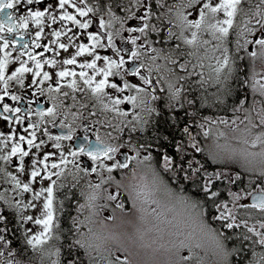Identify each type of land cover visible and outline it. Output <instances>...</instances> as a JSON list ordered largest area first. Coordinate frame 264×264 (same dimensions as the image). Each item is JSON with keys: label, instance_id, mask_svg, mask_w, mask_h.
I'll list each match as a JSON object with an SVG mask.
<instances>
[{"label": "snow or ice", "instance_id": "6c2138e0", "mask_svg": "<svg viewBox=\"0 0 264 264\" xmlns=\"http://www.w3.org/2000/svg\"><path fill=\"white\" fill-rule=\"evenodd\" d=\"M41 2L42 0H0V33L14 34L18 28L27 29L29 19L37 26L43 25L44 17L54 7V3H48L43 11L29 7L26 16L17 17L13 11L6 12L22 4L32 6ZM58 6L63 10L59 16L60 21H70L84 30L93 25L95 17L82 22L77 19V15L88 17L90 13L100 14L97 29L87 32V43H73L78 36L73 33L72 28L65 26L64 31H52L51 35L55 39L50 43L57 45L55 57L60 56L59 50L69 52V48L74 47L75 52L70 58L62 61L55 58L41 60L31 51L22 52L21 56L27 55L28 60L33 61L35 71L33 67L27 66L28 61H20V56H17L20 66L11 71L10 75H5V72L9 67L8 57L11 53L5 52L4 58L0 59V83L3 85L0 120L9 125L7 134L0 131V180L12 184V191L19 196L32 194L27 203L23 200L13 203L2 192L0 200L19 212L22 209H36L35 201L43 198L39 216L19 217L24 224L32 222L41 227L38 233L27 236L26 243L41 253L42 264L44 256L53 255L57 258L51 264H207L206 258L209 256L215 258L214 264H229V257L232 256L239 257L246 264H264V251H256V246L264 249V231L249 226L248 219L245 218L253 210L264 214V83L253 80L251 89L254 95L251 102L245 106L248 102L247 95L238 99L231 109V117L213 118L200 114L201 108L211 106L210 99L212 104H223V97L231 95V88L227 84L232 75L231 65L234 63L230 56V44H235L237 53L241 50L248 53L253 62V71L255 61L259 60L264 65V0H100L94 7L89 6L87 0H79L78 3L77 0H58ZM68 7L74 9L76 14L70 13ZM117 10L122 15H118ZM48 18L53 24L57 21L56 16L49 14ZM154 20L158 23H154ZM129 21L135 23L129 24ZM126 24L129 26L125 27ZM174 28L178 31H174ZM42 32L43 27L36 32V39L32 42L35 48L41 47L38 41ZM185 32H190V38ZM124 33L128 35L125 36ZM152 33L159 35L158 41L148 38ZM205 33L211 39H201ZM61 36H65L68 43L60 42ZM0 39L4 40L0 51L7 49L9 41L3 36ZM117 39L121 42L120 46H117ZM176 40L195 50L185 53L180 44L173 48L172 42ZM153 44H159L160 47H154ZM23 47L27 49L28 44ZM200 48H204L203 56L198 55ZM98 49H110L116 59L112 55L99 54ZM52 51L51 47L45 45L39 55L43 57L44 53ZM217 52L220 56H215ZM209 53H212L211 57ZM185 56L196 57L198 61L214 58L215 66L209 65L214 75L210 73L205 77L203 73L189 71L191 60L184 59L181 62V58ZM77 57L90 58L78 64L81 69L79 73L69 68H62L51 74L43 71L45 65L53 69L57 64L77 65ZM160 60L164 63H158ZM97 62H102V66L98 67ZM170 65L184 74L178 75ZM203 66V63L199 64V67ZM191 67L195 69L197 65L191 64ZM84 69H91L92 75ZM26 73L32 74L28 87L35 85L41 96H48L52 106L46 110H36L39 119L28 123L22 129L23 134H20L10 126L13 122L17 125L24 124L25 116L19 115L22 109L10 107L4 100L5 97L13 101L22 99L19 95H10L8 89L11 81L24 89ZM194 75L200 76L195 82L198 87H193L190 79ZM77 76L83 82V87L76 79H72L67 84L71 93L62 91L63 86L59 81ZM37 77H40L39 81ZM47 81L52 83L47 88L42 87ZM179 81H184V84L178 87ZM241 83L247 85L248 81ZM52 84L57 86L53 87ZM206 85L217 87L211 97L207 94ZM106 89L114 93L131 94L114 98ZM76 92L85 93L86 96L90 93L89 98L95 102L93 107L99 112L91 111L85 116L80 110L86 109L88 105L77 99ZM165 92L166 98L160 95ZM255 94L260 99H256ZM68 100L71 103H66ZM160 100L174 113L183 110V127L180 129L183 135L180 139H176L174 135L169 139V136L160 133V120L157 117L161 115V111L155 103ZM120 105H131V120L127 119L129 112ZM73 108L77 111L73 112ZM32 112L31 108L27 109L29 117ZM107 112H114L122 119L115 124L108 119L91 120L84 125V131H89L97 124L111 128L118 135L113 136L112 132L105 135L110 140H120V143H107L97 131L94 144L85 135L78 149L68 150L65 154L61 141L73 139L76 127L81 126L78 121H88L89 116L95 117ZM60 117L62 119L57 124ZM172 120L171 124H167V121L165 123L169 128H176L180 118L173 117ZM42 125L67 129L66 134L53 136L48 127L43 128V136L48 141H53L50 147L59 150L58 161L53 160L56 152L45 150L47 141L37 136ZM125 129L128 130V141L121 140ZM132 133H140L141 141L132 144ZM145 133L148 134L147 138L143 136ZM197 137L210 142L202 148ZM10 143V151H5ZM23 144L27 145V150L22 147ZM125 147H129L135 155L129 156L126 152H121ZM169 147L172 148V153L167 151ZM142 152L145 154L142 155ZM117 153L123 158L116 159ZM197 153L206 156L204 162L195 158ZM82 156L91 160L94 166L82 167L79 162ZM209 160L226 169L239 166L244 173L258 178L260 182L245 193L251 197V204H237L242 196L235 192L231 193L233 207L230 208L228 203L216 202L219 193L212 191L213 180L223 178L229 183H235L241 180V175L239 172L230 175L226 171L209 173L205 167ZM104 161L113 163L108 165ZM131 162H135V166L129 168ZM6 166L14 167L15 174ZM123 169H128L129 173L117 180L112 173ZM103 172L108 175L105 177ZM92 173L99 175V183L87 181V189L90 191L85 192L81 181H86ZM21 174L27 182L21 180ZM144 175H151L150 184L142 182ZM38 180L47 181V186H40L36 190ZM252 183L254 182H249L250 187ZM104 184H114L116 187V194L107 196V200L117 201L113 213L116 209L124 212L125 203L119 200V196L122 195L121 189L128 193L142 222L140 225H133V231H112L104 222L116 219L115 215L103 217L99 221V227H95L97 221L93 218L100 215L101 207H106L94 203L97 190ZM173 184L176 186L173 187ZM186 185L202 192L203 197L189 195ZM77 187L81 188L80 195L86 197L85 203L78 204L77 212L82 213L88 209L89 215L83 220L78 216L71 218L68 234L63 236L66 247L61 244L60 247L53 246L54 251H46L43 245L51 240H61L57 230L63 232L54 209V192L67 189L75 197L74 189ZM65 198H68L67 194ZM209 203L211 207H208ZM177 206L179 211L176 210ZM63 207V201H60L61 211ZM240 209L244 211L239 212ZM6 220L4 212L0 211V224ZM120 221L122 224L131 222L126 216H122ZM258 223L259 229L264 230V220ZM82 226L87 228L86 232L81 231ZM241 226L247 231L236 236L240 248L230 249L227 242L236 235L234 230ZM5 231L6 227H0V264H20L15 260L16 253L9 248L10 241L2 234ZM27 231L34 230L29 228ZM249 248L251 259L247 255ZM61 249L65 252L63 261L60 258ZM185 250L187 255H182Z\"/></svg>", "mask_w": 264, "mask_h": 264}, {"label": "flooded vegetation", "instance_id": "af4514ba", "mask_svg": "<svg viewBox=\"0 0 264 264\" xmlns=\"http://www.w3.org/2000/svg\"><path fill=\"white\" fill-rule=\"evenodd\" d=\"M78 2H79V0H77V3ZM99 2H100V0H87L88 5L93 6V7L96 6ZM48 3H54V7L49 10V13H46V15L44 17L43 25L37 26L31 19H29L27 29H19L18 28L16 30V33H14V34H8L7 32L0 33V36H3L5 39H7L9 41L8 48L0 51V59L4 58L5 52L11 53V56L8 57L10 63H9L8 70H6V72H5V75H10L11 71L15 70V68H18L20 66V61H28L27 66L33 67V71H35L33 61L28 60L27 55L21 56L20 54L22 52L27 53L28 51H31L33 53V55H36L37 58L41 59V60L55 58L59 61H62L63 59L70 58V55L74 54V52H75L74 47H70L69 52H64L63 50H59L60 56L55 57V51L58 50L57 45H53L50 43L51 40L55 39L51 35L53 30L64 31L65 26L68 28H72L73 33H76L78 36V39L75 40L73 43H87L88 42L87 41V32L95 31L97 29L98 20L100 18L99 13H90L88 17H80L77 15V19L81 20L82 22L84 20L93 19V17H95L93 25L87 30L79 29L78 26L74 25L70 21H60L59 16H60V14H62L63 10H61L59 8L58 0H42L41 4L32 5V6L22 4V5L17 6L16 9L6 10V12L7 11H13L14 15H16L17 17L20 15L26 16L27 15V9L29 7H31L33 10L43 11L47 7ZM67 10L74 15L76 14L75 10L70 8V7H68ZM49 14L57 17V21L55 24H53L52 21L48 18ZM117 14L122 15V13H120L118 10H117ZM104 18L107 19V16H105ZM153 22L158 23L155 20ZM134 23H135L134 21H129V24H134ZM49 25H51V27H49ZM128 26H129L128 24L125 25V27H128ZM40 27H43V32L41 33V37L38 41L40 43L41 47L35 48V46L32 42L36 39V32L40 30ZM116 27H118V25H116ZM169 27H172V25H169ZM173 30L178 31L175 28ZM73 33H69V35H72ZM124 35L127 36L128 34L124 33ZM164 35H166V30L164 32ZM148 38L151 40H157L158 41L160 37L157 33H152ZM201 39H208V38L204 34V37L202 38V36H201ZM13 41L15 43H13ZM60 42L68 43L67 38L65 36L60 37ZM105 42H106V40H105ZM139 42L140 41H138V43ZM3 43H4V40L0 39V47H2ZM116 43H117V46H120L121 42H120V40L117 39ZM213 43H215V41H213ZM24 44H28L27 49H25L23 47ZM176 44H181V42L179 40L173 41L172 47L175 48ZM45 45L51 47L53 49V51L44 53L43 57H41L39 54L43 52ZM153 46L154 47H160L159 44H153ZM180 47H181V50L184 51L185 53L195 50L194 48L187 46V45H185V46L180 45ZM202 50H204V48H200L199 52ZM250 50H255V49H250ZM98 52L101 55H112L113 58L116 59V57L112 54L110 49H98ZM199 52H198V54H199ZM17 56H20V61L16 60ZM85 59L90 60V58H87V57H77V65L57 64L55 69L50 68L49 66L45 65L43 71H48L51 74L55 71L61 70L62 68H69V69L74 70L77 73H79L81 71V69L78 67V64L83 63L85 61ZM184 59L191 60V64L197 65V67L195 69H192L191 64H190L189 71H195L196 73H203V75L206 77V65H205V69H204V66L199 67V64L202 62L198 61L196 59V57L185 56V57L181 58V62ZM160 61L162 63H164L163 60H160ZM97 63H98V67L102 66V62H97ZM158 63H160V62L158 61ZM249 66H250V64H248V69L247 70L245 69V75H246L247 71L249 70ZM170 67H173L178 75L184 74V73L180 72L179 69H175V66L170 65ZM252 70H253V64H252ZM84 71H87L89 73V75H92L91 69H84ZM256 71H263V72H257L256 73ZM253 72H254L253 80H260L262 83H264V65H262L259 60L255 61V66H254ZM31 78H32L31 73H26L24 75V80H25V88L24 89H21L19 87V85L16 84L15 81H11L9 84V89H8L9 94L10 95L15 94V95L21 96L22 99L20 101H13L9 97H5V100H4V103H8L10 105V107H19L22 109V112L19 115L25 116L24 124L23 125H17V124H15V122H13L10 126L12 128H16L17 131L20 132V134H23L22 129H23V127H26L28 123L36 122L39 119V117L36 115V110H38V109L46 110V108L52 106L51 101L48 99V96L47 95L41 96L39 94V92H37L35 85L28 87V85L30 84ZM100 78L101 77H97V79H100ZM36 79L39 81L40 77H37ZM72 79H76L77 82L80 84V86L83 87V82L79 80L78 76L75 78L66 77L63 80L59 81V83L63 86L62 91H68L71 93V89H69L67 87V84ZM112 79H119V78H110V80H112ZM190 79L193 82V87H198L195 82L200 79V76L194 75ZM253 80L251 81V83L253 82ZM50 83H52V82L47 81V82H45L44 85H42V87L47 88L48 84H50ZM182 84H184V81H179L177 86L179 87ZM52 86L56 87L57 85L52 84ZM205 87L207 88V94L210 97H211L210 94L215 93L217 91V87H215V86L206 85ZM247 89H246V94H243V96H241V98H239V99H242L245 95H247L248 96V102L246 104L248 106V104L251 102V99H252L254 93L252 92L250 85ZM106 91H109V93L112 94L114 96V98H115V96L130 95V93H128V92L120 94V93H114L110 89H106ZM199 91L203 92V89H200ZM33 93H35V95H33ZM2 94H3V85H2V83H0V95H2ZM75 95H76L77 99L81 101V103H87V105H88V107L86 109L80 110L84 113L85 116H88V113L91 111L99 112V110L97 108L93 107V104L95 102L89 98L90 93H89V96H86L85 93H82V92H76ZM160 95H162L163 97L166 98L167 93L165 92V93H162ZM190 95L191 94L189 93V96ZM255 98L260 99L258 94H255ZM29 101H31V103H29ZM66 103H71V101L68 100ZM155 103H156L157 108L161 111V114H162V112H168L171 115L173 114V112L167 108V105L164 103L163 100L156 101ZM209 104H211L210 107L206 106V107L200 109L201 115L209 116V117H213V118L218 117V116H224V103L223 104H212V101H209ZM234 106H235V103H234ZM120 107L123 110L129 112V116L127 117V119L131 120L132 119V112H133L131 105H126V106L120 105ZM29 108H31L33 110L32 115L30 117L27 114V109H29ZM0 109H2V104H0ZM72 111L75 112V111H77V109L73 108ZM136 111H139V110L137 109ZM189 111H191V109H189ZM178 113L184 114L183 110L179 111ZM45 119H47V118H45ZM60 119H62V117L58 118L57 124H59ZM97 119H108V120H111L113 124H115V123H118L119 120L122 118L118 117L117 114L114 112H107V113H104L102 115L98 114L95 117L89 116L88 121H83V120L78 121V123L81 126L76 127L75 136L73 137V139L61 141V143L65 149V154H67L68 150L78 149L79 146L81 145V143L83 142L82 138L85 135L88 136L89 142L94 144L95 140H96L97 131H98L99 135L102 137V139H104L107 143H113V144H119L120 143V140H110L105 135V133H107V132H112L113 136L118 135V133L113 132V130L111 128H106L104 126L97 124V125H94L89 131H87V132L84 131V125H87L89 123V121H91V120H97ZM44 127H48L50 133L53 136L66 134L67 129L62 130L59 127H52L51 125H42L41 130L39 132H37L38 138H42L45 141H47V146H46L45 150L56 152L57 155H56V157L53 158V160L58 161L59 150L52 149L50 147V145L53 143V141H48L47 137L43 136V128ZM182 127H183V124H182L181 128ZM193 128H195V125H193ZM0 131L5 132L6 134L9 131V125L6 122H3L2 120H0ZM193 134L195 135V131L193 132ZM131 135H132V139H131L132 144H135V143H138L141 141V134L140 133H132ZM182 135H183V133L181 132V134L176 136L175 138L180 139V137ZM143 136H144V138H147L148 134L145 133V134H143ZM197 139L200 140V146L202 148L206 146L207 141L204 140L203 137H197ZM121 140H123V141L129 140V134H128L127 129H125L123 135L121 136ZM13 142H15V141H13ZM85 143H87V142H85ZM22 147H24L25 150H27L26 144H23ZM10 148H11V143L9 144L8 149H5V151H10ZM130 150L131 149L129 147H125V148L121 149V152H126L127 155L134 156L135 153L130 151ZM167 151L169 153H172L173 150L171 147H169L167 149ZM0 154H2V153H0ZM143 154H145V153L142 152V155ZM115 158L116 159H122L123 157L120 155V153H117ZM195 158L198 160H201V162H204V160L206 159V156L204 154L197 153V154H195ZM13 159L18 160V158H13ZM69 159H71V157H69ZM26 160H27V158H26ZM79 162H80L82 167L94 166L93 162L91 160H89L86 156H82L80 158ZM104 163L110 165L111 163H113V161H104ZM134 166H135V162H131L129 164V168H132ZM6 167H8L9 171H12L15 174V168L14 167H12V166H6ZM69 167L71 168L72 166L69 165ZM205 167L209 173H215L213 168H209L208 163L205 165ZM100 171H103V170H100ZM219 171H221V170H219ZM216 172H218V170H216ZM128 173H129L128 169L114 170L112 175L117 180H119L122 178L123 175L128 174ZM103 174L105 177L108 175L107 172H103ZM20 178L23 182H27L24 179L23 174H21ZM54 179H55V177H54ZM87 181H91L94 184L99 183V175L97 173H92L89 177H87L86 181L85 180L81 181V185L84 186L85 192L90 191V189H87ZM217 181H219V180H213V182H217ZM201 182H203V181H201ZM47 184H48L47 181L39 182V180H38V183L35 185V188H36V190H39L40 186L46 187ZM12 188H13L12 184L6 183V182H3L2 180H0V192L4 193V195L6 197H8L9 199H11L13 201V203H15L16 200H23L24 203H26V200L28 198H29V200L31 199V196H32L31 193H25V194H23V196H19L15 192L12 191ZM76 189H74V191L76 193L75 197H73L71 193H68L67 189H61L59 191L54 192V209H56L57 218H58V221L60 223V228L63 226L66 228H69L71 226V218L72 217L78 216L79 219L83 220L86 216L89 215L88 209L87 210L85 209L82 213L77 212L78 204L85 203L86 197L80 195V191H81L80 187H78ZM121 192H122V195L119 196V200L123 201L125 203L124 212L122 213L119 209H116L115 213H113V209L115 208V204L117 203V201H109V200H107V196L109 194H116L115 185L114 184H104L101 186V188L99 190H97L96 196L98 198V206L100 205V202H103L106 206L102 211H100V215L98 217L93 218L94 220L97 221V224H99V221L102 220L103 217L115 215L116 219L107 220L104 223L107 226H111V227L114 226L115 228H118V229H123L126 226V224L121 223L120 218L122 216L127 217L128 202L126 201V194H125L126 192L123 189H121ZM65 194H67L68 198H65ZM101 197H102V200H101ZM60 201H63V204H64L62 211L60 210ZM35 203L37 204L36 209L32 208L30 210L28 208V209H22V211L18 212L16 208H10V207H8V205L5 203L4 200H0V211H3L5 216L7 217V220L5 221V223L0 224V227H6L7 228V231H5L2 234L5 236L6 240L10 241L9 248L16 253L15 260L19 261L20 264H42L41 253L38 250H33L31 248V246L27 245V243H26L27 236H30L28 234L27 230L29 228H31L30 227L31 223L29 222L27 224H24L19 218L20 215L29 216L31 214L32 210L38 211L42 207V204H43L42 198H41V200L36 201ZM94 203H95V201H94ZM96 225H95V227H96ZM81 231L86 232L87 228L82 226ZM57 234L61 235V232L59 230H57ZM64 235H67V234H64ZM71 238L72 237L70 236L69 239H71ZM47 244H55V246L60 247L61 244L66 245V242L63 240V236L61 235V240H59V241L51 240ZM5 255H7V250H5ZM60 258L63 261L64 257L62 255ZM43 264H47L46 256L43 257Z\"/></svg>", "mask_w": 264, "mask_h": 264}, {"label": "rangeland", "instance_id": "374dc122", "mask_svg": "<svg viewBox=\"0 0 264 264\" xmlns=\"http://www.w3.org/2000/svg\"><path fill=\"white\" fill-rule=\"evenodd\" d=\"M220 17L222 18V14H220ZM185 35L190 38V32H185ZM205 36L208 39H211L210 36H208L206 33H205ZM203 37H204V34L202 35V38ZM180 42H181L180 45L185 46L182 41H180ZM208 47H210V45ZM244 52H246V51H244ZM198 55L199 56H203L204 55V50L200 51ZM209 56L211 57L212 56V53H209ZM215 56H220V53L219 52L215 53ZM233 56L236 57V60L239 61L238 63H240L241 66L243 67V70H244V76L243 77L244 78L241 76L242 79H243V80H241V82L242 81H245V80L248 81L247 85H244L245 86V89H247L249 87V85H250V87L252 85L251 81L253 80V75H254V72L252 70V64H253V62L249 59L248 53L246 54L245 57L243 55H238L237 53H234ZM240 58H241V60H240ZM159 62L162 63L161 61H159ZM201 62L204 65V69H205V65H206V77H207L210 73H212V68L209 67V65L215 66V59L214 58H212V59H203ZM248 64H250L249 70L247 71V73L245 75V68H244V66L246 67V70H247L248 69ZM235 65H236V63H235V60H234V63L231 65V67H232V74H233V72H235V69H236V66ZM257 72H263V71H256V73ZM212 74L214 75V73H212ZM229 79H231V77ZM229 110L231 111V109H229ZM229 116L231 117V114H229ZM231 167L232 168H234V167L238 168L239 166H231ZM231 167H229L227 169L224 168V167H222V171H226L228 169L230 170ZM233 172H235V171H233ZM229 174H232V173H229ZM151 180H152L151 175H144L142 182L145 183V184H150L151 183ZM218 186H219V184H218ZM253 188L246 189L244 191H237V192H235V193H240L241 196H242V199L240 201H238L237 204L248 203L247 202V197L248 196H246L245 193L247 191L252 190ZM227 192H228L227 194L229 195V196H226V198H225L227 200L222 199L223 201H220L219 203H228L229 207L231 208V207H233V204H232V196H231V193H233V191L228 190ZM125 194H126V201L129 202V207H130V209H128L129 214H128V217L127 218L131 222L130 223H127L126 226L123 229H118V228H115L114 226L113 227L108 226L112 231L117 232V233L123 232V231L131 232V231H133V225H140L142 223L141 220H140V213L137 212L133 208L132 200L128 197V193L126 192ZM102 197H101V200H102ZM28 200H29V198L26 200V203L28 202ZM42 200H43V198H42ZM95 204L98 206V198L95 200ZM99 206H105V204L103 202H100V205ZM152 207H155V205H152ZM104 208L105 207H101L100 208V211H102ZM29 209L31 210L32 208H29ZM176 210L179 211V206H177V209ZM243 211H244V209H240L239 210V212H243ZM239 212H238V214H239ZM30 215L33 216V217L39 216L40 215V209L38 211L32 210V212H31ZM169 218H170V216H169ZM245 218L248 219L249 226H251L250 224H254V226L257 228V230H259V223H258V221L264 220V214H261V213H257V212L252 211L250 213V215L249 216H246ZM149 219H151V218H149ZM30 223H31V226L30 227L34 231L33 232H28L29 235H34V234L38 233L39 231H41V227L40 226H37V225H35L32 222H30ZM96 227H99V224H97ZM260 230L261 231H264L262 229H260ZM246 231L247 230L243 226H241V228L237 229V231L235 232L236 235H234V236H237L238 234L243 233V232H246ZM249 235L251 236L252 234L249 233ZM53 246H55V244H46V245H43V248L46 251H54L55 250V247H59V246H55V247H53ZM256 251L257 252H261V251H264V250H262L261 248L257 247L256 248ZM182 255H187V251L185 250L184 252H182ZM201 255H203V253H201ZM56 258L57 257L54 256V255L53 256H50V257L49 256H46L47 264H51V261L52 260H55ZM206 259L207 260H209V259L215 260V258H213L211 256L207 257Z\"/></svg>", "mask_w": 264, "mask_h": 264}, {"label": "trees", "instance_id": "16d2710c", "mask_svg": "<svg viewBox=\"0 0 264 264\" xmlns=\"http://www.w3.org/2000/svg\"><path fill=\"white\" fill-rule=\"evenodd\" d=\"M232 39L234 40V37H232ZM229 49H230V56L232 58H234V60H235L236 69H235V72H233V74L231 76V79H229L227 81L228 86L231 88V95L223 97L224 100H225V102H224L225 110H226L228 105L236 103V101L239 98H241V96H243V94H246L245 86H244V84L241 83V80H243L242 77L244 76L243 67L241 66L240 63H238L239 61L236 60V57L233 56V54L236 52L235 51V44L234 43L230 44L229 45ZM244 54H246V52H244ZM244 68L246 69L245 66H244ZM209 101H211V99ZM173 117L180 118V122H179V124H178V126L176 128H169L167 126V124H171L173 122V120H172ZM157 119L160 120V133L162 135H167V136H169V139H172L173 135L176 137V136L181 134L180 128H181V126L183 124L184 114H181V113H178V112L177 113L173 112V114L171 115L168 112H162L161 116H159ZM165 121H167V124L165 123ZM214 167L216 168L215 164L214 165H212V164L209 165V168H214ZM226 171L229 172V173H232L230 175H235L237 172H239L240 175H241V180L236 181L235 183H229L228 180L222 179L223 180L222 181V193H223V199L224 200H227V199H225L226 198L225 196H228V194H227L228 190H231L233 192L244 191L246 189H250V188L255 187V183H259L260 182L256 176L244 173L239 167L238 168H236V167L232 168L231 167L230 170L228 169ZM233 171H235V172H233ZM250 181L254 182V183H252L251 187H250V184H249ZM173 186H176V185L173 184ZM186 188H188V194L189 195L194 196L193 193L197 192V190L192 189V188L188 187L187 185H186ZM212 191H219V188L214 186V183H213ZM61 229L63 230V232H61L62 236H64V234H68L67 233L68 228L63 226V227H61ZM245 243H248V242H245ZM227 244H228V247L230 249L231 248H237V249L240 248L239 241H235V242L234 241H230ZM65 247H66V245H65ZM61 250H62V256L64 257V255H65L64 249H61ZM249 253H250V248H249V251H248V254H247L248 255V259L250 257ZM245 263L246 262L245 261H241L239 257H236V256L229 257V264H245Z\"/></svg>", "mask_w": 264, "mask_h": 264}, {"label": "water", "instance_id": "95a60500", "mask_svg": "<svg viewBox=\"0 0 264 264\" xmlns=\"http://www.w3.org/2000/svg\"><path fill=\"white\" fill-rule=\"evenodd\" d=\"M248 200H249V203L251 204V203H252L251 197H249V199H248Z\"/></svg>", "mask_w": 264, "mask_h": 264}, {"label": "bare ground", "instance_id": "6f19581e", "mask_svg": "<svg viewBox=\"0 0 264 264\" xmlns=\"http://www.w3.org/2000/svg\"><path fill=\"white\" fill-rule=\"evenodd\" d=\"M263 69V68H262ZM131 151V150H130ZM228 187V186H227ZM230 187V186H229ZM78 188V187H77ZM213 188V187H212ZM77 190V189H76ZM225 193V192H224ZM229 196V195H228ZM226 197V196H225ZM127 205V204H126ZM17 242V241H16ZM28 251V250H27Z\"/></svg>", "mask_w": 264, "mask_h": 264}]
</instances>
